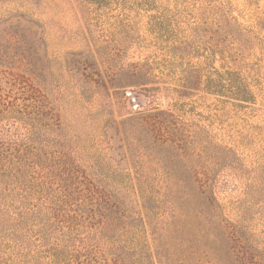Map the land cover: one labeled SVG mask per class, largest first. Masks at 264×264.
<instances>
[{
	"label": "trees",
	"instance_id": "16d2710c",
	"mask_svg": "<svg viewBox=\"0 0 264 264\" xmlns=\"http://www.w3.org/2000/svg\"><path fill=\"white\" fill-rule=\"evenodd\" d=\"M20 59L19 70L0 64V264H225V241L241 251L243 264H264L252 236L264 231L243 215L233 219L217 195L237 153L211 128L190 121L180 103L130 113L120 125L129 159L122 170L104 156L99 138L66 116L62 99L55 104L35 82L32 61ZM93 70L86 78L107 85L99 64ZM210 73L182 90L245 94L214 66ZM142 74L134 70L150 90L154 77ZM83 102L70 116H87ZM257 181L263 196L264 177ZM250 196L242 213L258 206L264 224V199ZM185 216L197 223L193 233L180 231Z\"/></svg>",
	"mask_w": 264,
	"mask_h": 264
},
{
	"label": "rangeland",
	"instance_id": "374dc122",
	"mask_svg": "<svg viewBox=\"0 0 264 264\" xmlns=\"http://www.w3.org/2000/svg\"><path fill=\"white\" fill-rule=\"evenodd\" d=\"M20 56L32 61L35 82L53 102L62 99L57 105L66 116L99 138L104 156L122 170L129 159L121 121L142 108L180 103L190 121L211 128L237 153L216 188L228 215L236 221L243 215L254 231H264L258 206L242 213L250 195L264 199L256 191L258 175L264 177V0H0V64L19 70ZM95 64L107 85L86 78ZM211 66L245 94L182 90L205 83ZM135 69L154 77L150 90L139 85ZM82 102L86 118L70 116ZM185 217L180 231L193 233L197 223ZM252 236L264 252V235ZM231 246L225 241L220 249L225 264H243Z\"/></svg>",
	"mask_w": 264,
	"mask_h": 264
}]
</instances>
